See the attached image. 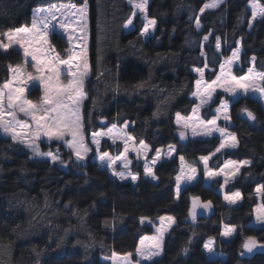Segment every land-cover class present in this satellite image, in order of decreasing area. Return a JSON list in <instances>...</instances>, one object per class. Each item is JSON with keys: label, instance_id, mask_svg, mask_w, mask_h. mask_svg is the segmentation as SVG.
<instances>
[{"label": "trees", "instance_id": "obj_1", "mask_svg": "<svg viewBox=\"0 0 264 264\" xmlns=\"http://www.w3.org/2000/svg\"><path fill=\"white\" fill-rule=\"evenodd\" d=\"M129 1L87 0L91 73L85 84L88 99L82 107L84 130L89 136L130 122L137 143L145 142L153 151L174 145L176 155L156 166L157 181L144 176L141 163L134 164L140 179L133 184L100 167L92 159L93 152L86 167H77L73 153L54 142L50 146L61 152L65 161L61 165L35 158L23 145L0 135V264H111L102 258L135 253L140 239L154 233L151 225L141 223V217L156 221L165 215L175 217V225L165 239L163 256L148 264H264V248L250 257L242 254L249 236L264 245V226L251 225L259 203L256 188L264 184V106L258 99L248 95L231 99L219 92L202 111L209 119L223 98L230 101V130L238 147L217 153L209 164L219 169L229 159L251 161L226 189L241 193L240 204H226L219 191L221 181L206 185L201 168V178L185 187L179 199L175 196L179 157L199 165L200 156L210 155L221 142L218 136L184 141L179 135L176 114L188 116L196 104L194 68L208 65L205 77L213 80L223 57H229L240 40L242 66L235 73L244 74L253 57L255 68L264 71V19L249 27L250 0H225L219 8L203 13L200 9L206 0H150L148 15L156 20V29L145 39L140 35L144 21L139 17L132 30L124 27L133 13ZM258 1L264 5V0ZM82 2L0 0V38L21 26L30 27L38 8ZM209 33L204 43L203 36ZM216 37L220 52L215 48ZM50 39L67 56L65 36L51 32ZM22 54L17 48L0 49V86L8 81L10 66L23 62ZM37 91L29 94L36 97ZM242 109L252 112L255 121ZM102 150L118 154L121 146L104 142ZM193 197L210 200L213 214L193 222L189 215ZM224 225L237 226L230 240L222 238ZM209 238L225 259L208 257L204 244Z\"/></svg>", "mask_w": 264, "mask_h": 264}, {"label": "snow or ice", "instance_id": "obj_2", "mask_svg": "<svg viewBox=\"0 0 264 264\" xmlns=\"http://www.w3.org/2000/svg\"><path fill=\"white\" fill-rule=\"evenodd\" d=\"M131 2V0H130ZM225 3V0H211V3L205 4L200 12L203 13L205 9H217L222 4ZM148 0H139V3H135L133 7L138 9L143 15L147 11ZM39 13V17H38ZM57 13H59V18L57 17ZM259 15L262 19H264V9L257 8L256 4L253 3V12H252V20L255 21ZM136 16V12L134 11L131 14V17L128 18L124 24L125 28L133 25V18ZM88 5L87 0H83L81 6H77L76 4H69L66 8H60L55 10L45 11L44 9H39L33 12V18L31 22V27L29 28L27 25L21 26L14 30L5 33L7 36V43L0 41V49L7 51L11 46L13 41L15 43L21 44L24 48V56H31L32 60L35 61L33 67L37 72V75L33 76L28 74L27 80L39 82L41 88L43 89L42 99L34 103L31 100L23 98V94L26 90V82L21 81L20 86H15L10 82H5L2 87H0V130H2L6 135H10L11 139L26 148L31 149V152L34 156L37 157H48L53 163L59 161L61 165H65V161L60 159L59 155L53 154L51 151L47 153H43L40 150L39 144L36 141H39L41 137L47 138V143L50 145L53 140L62 141L68 149L71 150L75 155V161L77 167H86L81 162L85 160L87 154L92 151L91 148L86 144V135L84 132V124L81 115V106L84 100L88 99L87 94L85 92V84L88 79L90 73V65L86 58V48H87V40H88ZM75 18V19H73ZM38 19L41 24L38 27ZM147 20V17H144ZM55 21V23H53ZM72 23H77L79 25V31L82 33L81 36L77 37V39L84 41V51L78 53L77 55L85 56L83 67L74 68L73 65V57L71 53H69V58L61 60L58 56L53 59H41L40 55L37 53L40 52L44 45L48 43L49 32L54 31L57 27L64 30L68 34V40L71 41L73 39L72 33L75 32V29L71 28ZM196 28L199 29L201 27L199 17L197 16ZM156 25V20L151 19L147 20V23L143 25V28L140 32L141 36H146L149 34L150 28H154ZM251 27V24H249ZM208 35L203 36L204 41L209 40ZM39 44L38 48L34 50H30L29 45ZM221 47L220 38L216 37L215 48L219 50ZM240 47H237L235 51L231 53V56L228 57L223 64L220 65L221 75H223L225 66H231L233 61L238 60L240 56ZM203 55V53H202ZM253 62L255 61V57L252 58ZM65 65V75L68 77L65 83L61 82V72L60 66ZM19 68H12L10 66V71L13 73L17 72ZM195 71L200 73V76L203 77L204 73L202 69H195ZM252 72V69H249V73ZM45 73H51L50 75H46ZM221 79L220 76L213 80L211 84H208L204 88V92L207 93L206 96H201V105L208 104L212 98V93L215 90L214 85ZM259 79L264 81V74H261ZM232 81L234 86L224 87L225 92L236 94L237 88L243 89L245 93L250 88V76H244L237 79L236 77H232ZM197 89L199 94V88L201 85V80L196 81ZM143 85H140L142 87ZM251 88L253 91H258L264 93V87L256 88L254 83H252ZM7 97V100H5ZM7 105V107H6ZM228 101H222L221 107L216 108L217 115L213 116L212 119L203 122L202 130L197 131L198 128H201V124H185L184 128H192V135H201V136H212L213 132H218L219 136L222 138L219 146L212 152L210 155L200 156V161L203 163V171L204 175L209 178L215 177H224V184L227 185L229 183L228 175L229 172L227 170H231V176L235 177L239 172L240 168L245 165H250L251 161H234L228 160L222 168L218 171H213L209 168V161L212 157L216 156L217 153L221 152L222 149H235L238 147V141L235 137V134L228 133L224 128H220L217 125V121L221 119V116L225 121L230 119L228 114ZM223 109V111H222ZM242 111L247 112V115L250 119L255 120L256 117L252 112L247 109H242ZM7 112V116L5 113ZM23 113L24 116L30 117L34 122V128H31L30 125L26 122H21L18 119V114ZM177 121L180 120V114L177 113ZM7 121V122H6ZM125 127H128L125 124ZM114 133L121 134L122 130L109 128L107 133L104 132H93L91 134V143L95 146L97 157L99 161L103 163H107L109 169H112V175L114 177H118L119 180L124 181L127 179H131V181L135 182L138 179V175H133L131 170L127 171H116L114 165H116L117 161L123 162V168L129 169L130 161L125 157L127 153L130 151L128 146L129 137L124 136V146L123 153L118 156H111L108 151H100L101 140L100 137L103 135H108L110 138ZM181 139H185V132L180 131L179 133ZM28 137L25 139L24 137ZM67 136H70L71 139H66ZM227 137V138H225ZM115 143V141L113 140ZM141 148L146 152L147 145H144L141 141ZM137 152V158L140 157V150L132 149ZM58 151V149H57ZM175 151L174 146L169 145L168 152L166 156L171 158L173 152ZM161 157V151L159 149L156 150L155 156L151 160V165L147 160V156L145 155V163L143 165L144 175L146 177H151L153 180H157L159 177L155 174L153 170V166L157 163V161ZM180 161V175L175 177V196L176 199H179L181 193V183L188 182L191 183L196 179V168L192 166H186L184 161V156L179 157ZM185 167L189 168L190 175L184 174ZM264 191V184L259 185L256 188V192L260 193ZM101 195H103L101 193ZM224 199L228 201L229 204H236L237 201L242 199V195L239 191L233 192L231 195H225ZM199 197H193L192 210L189 213L192 221L194 222L197 217L196 209L198 207H202L206 211L211 207V201L209 200L206 203L199 204L197 201ZM67 207V205H66ZM256 221L264 224V205L258 206L255 209ZM145 217H141V223L145 221ZM160 227L157 228L158 237L156 242L150 249H137V254L145 260L152 261L155 257H159L163 250V240L164 235L169 231L173 224H175V217L173 216H161L159 217ZM167 221V223H165ZM108 221H105L107 224ZM236 225H225L224 231L221 233L223 237H231L233 233L236 232ZM143 244V241L141 242ZM191 243V241H189ZM257 240L255 237L249 236L245 239L242 247L246 249L249 253L252 252L254 248L257 247ZM213 241H209L204 244V248H206L209 252L213 251L212 248ZM85 247H88L87 245ZM264 247V245H261ZM185 253H187L188 248L185 247L183 249ZM243 254V253H242ZM115 255V253H113ZM131 256V253L127 254ZM128 264H131L129 261Z\"/></svg>", "mask_w": 264, "mask_h": 264}, {"label": "rangeland", "instance_id": "obj_3", "mask_svg": "<svg viewBox=\"0 0 264 264\" xmlns=\"http://www.w3.org/2000/svg\"><path fill=\"white\" fill-rule=\"evenodd\" d=\"M130 5L133 7V5L135 3H139V0H131V2L129 1ZM150 3V0H148V5ZM207 3H211V0H206L205 4ZM253 3L256 4L257 8L259 9H264V5H262L258 0H250L248 2V6H249V9L251 11V15H252V12H253ZM71 4V3H70ZM69 4H56V5H53V6H49V7H41V8H38L36 9L39 10V9H44L45 11H48V10H55V9H60V8H66ZM148 5H147V11L141 15L140 11L138 9H135L133 7V12L135 11L136 12V16L133 18V25L132 26H129L128 28H126L127 30H132L134 28V20L136 17H139L140 19H142L144 21V24L147 23V20H151L152 18L149 17L148 15ZM77 6H81V5H77ZM206 10H212L211 8H208V9H205ZM38 17H39V13H38ZM57 17L59 18V13H57ZM144 17H147V20L144 19ZM261 17L259 15H257V19H260ZM75 19V18H73ZM88 19V17H87ZM255 20V21H256ZM255 21L252 20V17H251V20H250V24H251V27L252 25L255 23ZM55 23V21L53 22ZM41 24L39 22V19H38V27H40ZM31 27V26H30ZM29 27V28H30ZM250 27V28H251ZM71 28L72 29H75L76 31L72 33L73 35V39L71 41L68 40V34L67 32H65L64 30L60 29V28H56L54 31H50L49 32V37H48V43L44 45V48L38 52L37 54L40 55L41 59H53V62H55L54 58L56 56H58L61 60H64V59H68L69 58V53H71V55L73 57H75L73 59V65H74V68H81L83 67V63H84V59H85V56H81V55H77L78 53H81L82 51H84V41L83 40H80V39H77V37L81 36L82 33L79 31V25L77 23H72L71 24ZM155 29H156V25L154 28H150V31H149V34L144 36L145 39L147 38H150L154 35L155 33ZM51 32H57V33H60L61 35L65 36V38L67 39L68 41V49H67V56H63L61 53H59V51L57 50V48L52 44L51 42V39H50V34ZM87 32H88V40H87V48H86V58L88 60V63L90 65V60H89V24H88V28H87ZM8 33V32H6ZM209 38H210V35H209ZM0 41L4 42V43H7V36L4 34L3 37L0 38ZM203 42H207V41H204ZM22 43L21 44H17L15 43V40L13 41L12 43V46L9 48H17V49H20L22 51V55H23V62L21 64H18V65H15V66H11L12 68H19V70L15 73H13L12 71H10V77L8 79V81L6 82H10L13 87L15 86H20V82L21 81H25L27 86H26V90L23 94V98H26L28 100H31L33 101L34 103H37L39 102L41 99H42V96H43V89L41 88L39 82H36V81H30V80H27V76L28 74H31L33 76L37 75V72L35 71V68L33 67V65L35 64V61L32 60V57L31 56H28V57H25L24 56V48L22 47ZM238 46L237 47H240L241 51H240V56H239V59L238 60H235L233 61L232 65L229 67V66H225L224 68V72H223V75H221V70L219 68V71H218V74L217 76L213 79V80H216V78L218 76L221 77V79L217 82L216 85H214V91L212 93V98L211 100L209 101L208 104H205V105H201V96H206L207 93L204 92V88L208 85V84H211L213 80L211 81H207L206 80V77H205V74L207 71L210 70V67L208 65L204 66L203 68H194V72L197 74L198 78L197 80H201V85H200V88H199V94L198 93V89H197V85L195 84V91L192 95V98L196 101V104L193 108V111L191 112L190 115L188 116H185V115H182L180 114V120L179 122L177 121V115H176V120H175V123L177 125V127L179 128V131H184L185 132V137L187 139H211L213 138L214 136H218L220 138V140L222 139L220 136H219V133L218 132H213L212 136L208 137V136H201V135H196V136H193L192 135V128L189 127V128H184V125L185 124H201V128H198L197 131H200L202 130V127H203V122H206L211 118L209 119H205L202 115V111L205 107H207L208 105L211 104V102L213 101V99L215 98L216 94L221 92L222 94H225L226 96H229L231 99H237L239 97H242V96H251V97H254L256 99H258L262 105L264 106V93H261V92H258V91H253L252 88H251V85L252 83H254L255 87L256 88H261V87H264V81H261L259 79L260 75L261 74H264V71H258L255 66H254V62L253 60H251V67L247 68L246 69V72L242 75H237L235 73V68H240L241 69V52H242V45H241V41L239 40L237 42ZM39 47V44H32V45H29V48L30 50H34L35 48H38ZM8 49V50H9ZM3 50V49H2ZM219 52L221 51V47L220 49L218 50ZM235 51V50H233ZM203 54L205 55V53L203 52ZM231 56V55H230ZM229 56V57H230ZM228 57H223L222 59V63H224V61L227 59ZM195 69H202L203 70V77L200 76V73L195 71ZM249 69H252V72L249 73ZM65 70H66V66L65 65H61L60 66V72H61V82L62 83H65L68 79V77L65 75ZM90 73H91V65H90ZM90 73H89V76H90ZM46 75H50L51 73H45ZM88 76V78H89ZM244 76H250V88L249 90L247 91V93H245V91L243 89H239L237 88V91H236V94L233 95L232 93H229V92H225L224 91V87H231V86H234L233 84V81H232V77H236L237 79H239L240 77H244ZM3 85H1L0 87H2ZM35 90H38L39 93L36 97L34 96H31V94H29V92H32L35 91ZM37 91V92H38ZM36 93V92H35ZM35 95V94H34ZM5 100H7V97H5ZM226 98H223L221 100L222 101H225ZM228 101V114L230 116V101ZM84 102V101H83ZM7 107V105H6ZM82 107H83V103H82V106H81V115H82ZM221 107V103L220 105H218L217 107H215L213 110H214V116L217 115L216 113V108H219ZM223 111V109H222ZM5 115L7 116V112L5 113ZM18 119L23 123V122H26L27 124H29L31 127L30 129H28V131L31 130V128H34V122L31 120L30 117H27V116H24L23 113H19L18 114ZM7 122V121H6ZM125 124L128 125V127H125ZM217 125L220 127V128H224L226 130V132L228 133H233L231 130H230V127L232 126V120H231V116H230V119L228 121H225L223 119V117L221 116V119L217 121ZM133 126L132 123L130 122H126L124 123L123 125H110L108 127H105V128H101L99 129L98 131L96 132H104V133H107L108 129L109 128H115V129H119V130H122V133L123 135L121 134H117V133H114L112 135V137L110 138L108 135H103L100 137V140H101V144H100V151L103 152L104 150H102V145L104 142H108L109 145L111 147H117L118 145L121 146V151L118 153V154H114L112 153L111 151L109 150H105V151H108L109 154L111 156H118V155H121L123 153V146H124V136L126 135L127 137H129V140L127 141L128 142V146H129V149L130 151L127 153V156L125 157L127 160H129L131 163L129 165V169H125L123 168V162L122 161H117L116 165H114V168L116 171H125L127 173V171L131 170L132 174L133 175H138V179L133 182L131 181V179H127V180H124V181H130L132 182L133 184H137L139 179H140V175L135 172L133 170V166L134 164H136L137 162L138 163H141L142 165H144L145 163V155L147 156V160L149 162V165H151V160L152 158L155 156V153L156 151H153L152 148L145 142H143L144 145H147V151L145 152L142 148H141V142L140 143H137L135 138L133 137V135L131 134L130 132V128ZM85 132V130H84ZM92 134V133H91ZM91 134L88 136L86 133V144L88 145L89 148L92 149V151H90L85 160L82 161L81 163L84 165L86 164V160L88 159V157L90 156V154L93 152V157L92 159L97 161V163L99 164L100 167L102 168H107L109 171H110V174L112 173V169H109L108 166H107V163H101L97 157V153H96V149H95V146L91 143ZM234 134V133H233ZM0 135L1 136H4V137H8L11 139V136L10 135H6L2 130H0ZM236 137V136H235ZM25 139H27L28 137H24ZM227 138V137H225ZM66 139H71L70 136H67ZM237 139V138H236ZM113 140L115 141V143L113 142ZM58 143V144H62L66 149L67 146L62 142V141H56V140H53L51 142L52 143ZM36 143L39 144V147H40V150L41 152L43 153H47L49 151H51L53 154H57L59 155L60 159H62V156L60 155V151L58 150H53L51 149V144L49 145L47 143V138L46 137H41V139L39 141H36ZM174 146V145H172ZM175 148V151L173 152L172 157H174L176 155V146H174ZM30 152H31V149L27 148ZM132 149H137V150H140V157L139 159L137 158V152L136 151H133ZM236 149V148H235ZM69 151H71L70 149H68ZM159 150L161 151V157L160 159L157 161V163L153 166V170H155L156 166L163 160L165 159H170L166 156V153L168 152V147H165V148H159ZM226 150H234V149H222L221 151H226ZM32 153V152H31ZM33 154V153H32ZM74 155V153H73ZM34 156V155H33ZM35 158H40V159H47V160H50V158L48 157H37V156H34ZM75 157V155H74ZM229 160H234V159H229ZM51 161V160H50ZM185 165L186 166H192V167H195L196 168V179L193 180L191 183H188V182H182L181 183V192L182 190L187 187V186H190V185H193L195 184L200 178H201V172H200V168L201 170L203 171V163L200 161L199 159V165L197 164H194V163H189L187 162L185 159ZM228 160H226L224 162V164L227 162ZM234 161H237V162H240L238 160H234ZM52 162V161H51ZM59 162V161H57ZM53 163V162H52ZM210 163V161H209ZM224 164L222 165V167L224 166ZM246 166V165H245ZM221 167V168H222ZM244 166H242L240 168V172L242 170ZM209 168L212 169L213 171H218L219 169H213L210 167V164H209ZM144 169V168H143ZM229 172V175H228V180H229V183L227 185H224L223 187L220 188V193L224 199V196L225 195H231L233 192H227V186L232 183L236 178H238V176L240 175V172L235 176H231V170H227ZM184 174L185 175H190V171H189V168L188 167H185L184 169ZM112 175V174H111ZM180 175V172L179 174ZM113 176V175H112ZM145 176V175H144ZM114 177V176H113ZM146 177V176H145ZM118 179V177H115ZM150 180H153L151 177H146ZM216 179H219L222 183V185L224 184V177L223 176H220V177H215V178H209V177H206L204 175V171H203V181L205 182L206 185H211L213 183V181H215ZM154 181H157V180H154ZM257 193V197L259 199V203L257 205L258 206H262V200H261V197H262V194L263 192H256ZM224 202L228 205H231V206H238L241 202V200L237 201L236 204H229L228 201H226L224 199ZM256 207V208H257ZM255 208V209H256ZM256 211H254V220L252 221L251 225L253 226H264V224L262 223H259L256 221ZM165 216H172V215H165ZM165 223H167V221H165ZM143 224H148V225H151L154 229V233L151 234V235H145L143 236L140 241H139V244H138V248H141V249H150L154 243L156 242V239L158 237V232H157V228L160 227V220L157 219L156 221H152L150 219H145V221L143 222ZM175 224L172 225V227L174 226ZM225 226V225H224ZM224 226H223V229H222V232L224 231ZM172 227L169 229V231L164 235V240H163V250L161 252V255L159 257H155L152 261H149V260H145V259H142L138 254H137V250L135 253H132L131 256H128L127 254H115L113 255L112 257L110 258H102V262L103 263H108L110 262L111 264H128V262L130 261L131 264H148L150 262H153L154 260H157V259H160L162 256H163V253H164V243H165V239L166 237L168 236L170 230L172 229ZM236 232L233 233V236L231 237H223L222 238L224 240H230L232 239L234 236H235ZM213 241V244H212V248H213V251L212 252H209L206 248L205 251L208 255V257L210 258H223L225 259L226 256L223 255V254H220L219 252L216 251V248H215V240L213 238H209L206 243H208L209 241ZM257 240V239H256ZM143 241V244L141 243ZM257 247L254 248L252 250V252H248L246 249L243 248V256H246V257H250L252 255H254L258 250H261L263 249L264 247H261V243L257 240Z\"/></svg>", "mask_w": 264, "mask_h": 264}, {"label": "water", "instance_id": "obj_4", "mask_svg": "<svg viewBox=\"0 0 264 264\" xmlns=\"http://www.w3.org/2000/svg\"><path fill=\"white\" fill-rule=\"evenodd\" d=\"M245 116L248 117L247 112H245ZM248 118H249V117H248ZM249 119H250V118H249ZM250 120H251V121H255V120H253V119H250ZM186 140H187V138L184 139V141H186ZM197 203H199V204H203V203H206V202H202V201L198 200ZM196 212H197V217H196V218L209 217V216H211V215L213 214V212H214V207H213V205L211 204L210 209H208L207 211H206L205 209H203L202 207H198V208L196 209Z\"/></svg>", "mask_w": 264, "mask_h": 264}]
</instances>
